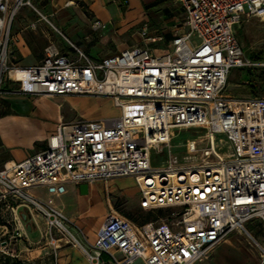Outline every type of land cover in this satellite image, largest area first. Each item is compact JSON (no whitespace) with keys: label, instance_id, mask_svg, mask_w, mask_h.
Returning a JSON list of instances; mask_svg holds the SVG:
<instances>
[{"label":"built area","instance_id":"1","mask_svg":"<svg viewBox=\"0 0 264 264\" xmlns=\"http://www.w3.org/2000/svg\"><path fill=\"white\" fill-rule=\"evenodd\" d=\"M173 1L185 16L165 51L135 47L92 60L76 48L69 58L50 42L39 62L19 66L8 64L11 26L18 10L33 5L0 0V87L18 84L5 93L104 98L117 111L115 117L61 122L44 149L0 167V210L14 223L19 208L42 218L41 239L55 255L57 233L88 264H196L236 234L264 264V239L257 241L245 227L254 218L264 224V95L225 93L231 70L253 65L237 30L250 19L264 28V0ZM141 37L156 41L146 28ZM191 129L200 137L187 140L181 158L169 155L164 165L152 166V150L170 149L175 130ZM120 178L133 179L139 208L155 219L138 225L110 210L94 241L79 228L82 238L76 237L51 198L30 193L44 187L50 196L60 195L68 183ZM8 224L0 222V229Z\"/></svg>","mask_w":264,"mask_h":264},{"label":"rangeland","instance_id":"2","mask_svg":"<svg viewBox=\"0 0 264 264\" xmlns=\"http://www.w3.org/2000/svg\"><path fill=\"white\" fill-rule=\"evenodd\" d=\"M31 2L33 3V0H31ZM27 17L29 16H15L13 20L10 31L11 40L9 42L8 64H29L32 62L31 58H35L36 55H40L41 59L43 57V50L41 54H29V58L25 60L21 56L24 44L17 35L20 34L23 36L24 34H27L29 28L26 29L28 26L26 22L20 27H17L16 24L18 21H25ZM139 18L141 19H137L136 24L127 30L128 34H132L137 31V34L130 37L131 39L136 40V46H151L150 48L153 50L160 52L165 51L166 45L164 38L167 34L172 36L174 33L173 27L168 29L165 26L163 21L164 16H141ZM50 20L56 29L52 28L44 20L43 22L47 24V28L54 35L56 44L59 45L61 42L59 33L66 34V30L60 28L55 20L51 18ZM159 21L161 22V25L158 24ZM141 28H146L147 36L150 38H155V43H151L145 39L143 40L138 35V31L140 32ZM28 37L31 38L32 36ZM237 39L244 51L245 58L248 59L253 65L249 67L232 69L227 79L225 93L236 98L252 96V93L249 89V86L252 85L256 95H264V29H262V24H260L255 19L250 20L242 28L237 30ZM34 40L36 45H41L42 39L40 37H34ZM15 88H18V84L16 83H4L0 87V142H2L3 146L8 148L10 151L23 147L25 143L30 140L32 133H36L37 131L52 133L55 124L57 123V116H54L51 110L55 109L60 103L63 105L64 110L67 108L69 111H71L69 106L72 105L71 102L67 101L59 100L53 102L41 99V97H21L22 99L24 98L23 100L27 101L28 106H36V109H34V116H28L27 114H24L27 113V110L23 107H20L19 101H21V99L16 101L17 99H15V96L11 97L10 101L11 109L16 114L12 115L7 113L9 112V109L8 106L5 105V102H8L9 97H6L5 99L4 97L11 95L5 93L6 91H12ZM83 98H89V101L82 99L74 103L73 109L78 115H81V113H87V108L93 106H97L99 108L96 110V115L99 116V119L115 117L117 115V111L109 99H99L95 97ZM18 119H28L29 121H27L25 124V122L21 123L22 121H18ZM197 131L198 130L194 129L175 130L170 149L163 148L161 151H151L152 166L160 167L164 165L169 155L181 158V156L184 154L187 140L200 137ZM1 166L2 164H0V167ZM99 184L105 185V182L104 184L99 182ZM115 184L118 187L121 186L127 189H120L117 187V190L114 189L113 192L109 194L110 204L114 211L134 224H141L155 219V216L152 213L143 211L139 208V195L135 189L136 186L133 180L127 178L119 180L117 179ZM109 190H111V187ZM33 193L45 200L49 199L48 193L44 189L34 190ZM99 200L101 201L100 206L102 207V212L104 214H108L110 212V208L104 193L100 196ZM57 201L59 203L63 201H67V203L71 202L67 195ZM24 210V208L18 209L19 218L15 221V223L11 219L10 212H2L0 210L2 213L0 215V222H9L7 230L0 229V236L5 234L4 237H0V246L3 243L7 244L6 248L2 249L5 254L0 253V264H55V262H57V264H62L61 257L58 253L59 248L56 250V255L53 254V251L49 246H47L46 251H42V254L40 253V241L37 228L33 224L32 216L30 217L29 213ZM90 212L91 213L88 214L86 218L85 230L84 228H79L82 230V232H84L83 234L88 239H91L93 236V233L98 227L99 219L101 217L100 209L95 205ZM161 214L164 215L165 212H161ZM126 215H130L133 219H129V217H126ZM245 227L257 241L262 243V239H264L262 238V235H264V224H262L259 219L254 218L250 220L246 223ZM69 229L76 237L80 239L82 238L78 228L70 226ZM53 235L56 239H63V241L55 243L56 245L67 242L63 235L57 233H54ZM42 244H44V240H42ZM65 244L68 247H72L68 242ZM80 256L83 259V262L88 264L84 255L82 254ZM212 258L213 254L209 260L196 264H211ZM213 264H259V260L256 253L247 243L246 238L242 235L235 234L232 238H230L228 243H223L215 250Z\"/></svg>","mask_w":264,"mask_h":264},{"label":"crops","instance_id":"3","mask_svg":"<svg viewBox=\"0 0 264 264\" xmlns=\"http://www.w3.org/2000/svg\"><path fill=\"white\" fill-rule=\"evenodd\" d=\"M32 3V2H31ZM33 8L23 7L16 13L15 16H29L25 21H18L16 24L17 27H20L23 23H27L28 29L27 34L20 37L21 42L24 44L23 52H21L22 58L25 60L29 54H41L42 50L47 46L48 43H54L59 51L68 56L69 58H75L76 52L75 48L83 51L89 58L92 60H100L105 57H109L115 54H118L124 50L132 49L136 46L137 42L134 39H131L133 35L137 34V31L132 34H128L127 30L136 24L137 19H141V16H164L163 21L165 26L170 29L173 27V34L165 36V45H168L172 38L177 34L182 32V22L184 20V10L181 6L176 4L173 0H33ZM36 16V17H34ZM43 16L49 23L53 26L50 18L55 20L57 25L66 30V34L61 33L67 40H64L61 36L60 44H56L53 33L47 28V24L43 22L40 18ZM177 17V18H176ZM144 19V18H143ZM252 20V19H250ZM250 20L243 23L240 28L247 24ZM95 22H99L102 26H94ZM31 24H34L35 27L31 28ZM49 24V25H50ZM161 25V22H158ZM50 25V26H51ZM51 26V27H52ZM52 28H55L54 26ZM56 29V28H55ZM140 29V28H139ZM144 28H141L138 35L141 37V31ZM264 29V28H262ZM28 36H32L29 38ZM34 37H40L42 43L40 46L36 45L34 42ZM142 38V37H141ZM144 40V38H142ZM26 41V42H25ZM149 47V46H147ZM151 47V46H150ZM149 47V48H150ZM32 62L29 64H19V66H30L34 65L41 60L40 55H36L35 58H31ZM23 60V61H24ZM18 65V64H17ZM20 103V107H23L27 110L28 116H34V109L36 106L29 105L27 101L23 100L21 97L24 95L17 96L10 95L5 96L8 98V102H5V105L8 106L9 114H14V111L11 109V97H15ZM46 101H67L71 102L72 105L69 106V111L67 108L64 110L63 105L60 103L56 106L55 109L51 110L53 115L57 116V123L55 124L54 130L52 133L39 132L31 134L30 140L25 143L21 148L14 149L10 151L8 148L3 146V143L0 142V164H4L9 161L20 162L24 159L36 154L40 150L44 149L46 145V139L55 133L56 127L61 122H70L75 119H86V120H97L99 116L96 115V110L99 108L97 106L87 108V113H81L78 115L74 111V103L85 99L89 101V98H83L79 96H68V97H41ZM13 101V100H12ZM15 101V102H16ZM17 103V102H16ZM4 113V112H3ZM85 118H83V117ZM77 117V118H76ZM31 118V117H30ZM22 121L21 123L29 121L28 119H18ZM126 179V178H120ZM131 179V178H127ZM117 179L110 180L105 182V185L99 184L100 181L88 185V194L81 195L79 192V186L68 183L64 185V192L60 195L50 196L48 189L44 187L33 188L30 190V193L36 196L33 192L34 190L44 189L48 193V198L53 200V204L62 211V213L72 222L73 227L76 228H86V218L90 214L93 206H97L100 209L101 217L99 219L98 227L93 233V236L89 241H94L96 238V233L99 230L104 217L107 214L102 212V207L100 206V196L104 193L106 196V201L109 205L110 210L112 206L109 200V194L113 192L114 189L117 190V185L115 181ZM119 180V179H118ZM133 180V179H131ZM110 182V184H109ZM103 183L104 182H100ZM111 187V190L109 188ZM120 189L125 187H118ZM127 189V188H125ZM136 189V187H135ZM137 190V189H136ZM68 196L71 202L63 201L58 202L64 196ZM3 207V206H1ZM26 211V210H24ZM114 211V210H113ZM116 212V211H115ZM117 213V212H116ZM161 213V212H160ZM154 215V214H153ZM33 224L37 228V233L39 235V251L42 254V251L47 250V246L42 244L41 233L45 231V224L42 218L39 216L32 217ZM101 220V221H100ZM149 222V221H148ZM140 225V224H138ZM84 233V232H83ZM235 234L231 235L227 240L219 244L216 249L223 243H228L230 238ZM63 241V239L58 240V242ZM67 242L64 244H59V256L61 257L62 264H85L80 255L81 251L74 247L66 246ZM215 249V250H216ZM211 260V264L214 261V254ZM72 256V257H71ZM133 264H143L141 260H137Z\"/></svg>","mask_w":264,"mask_h":264},{"label":"water","instance_id":"4","mask_svg":"<svg viewBox=\"0 0 264 264\" xmlns=\"http://www.w3.org/2000/svg\"><path fill=\"white\" fill-rule=\"evenodd\" d=\"M79 192L81 195H87L88 194V185L87 184L79 185Z\"/></svg>","mask_w":264,"mask_h":264},{"label":"trees","instance_id":"5","mask_svg":"<svg viewBox=\"0 0 264 264\" xmlns=\"http://www.w3.org/2000/svg\"><path fill=\"white\" fill-rule=\"evenodd\" d=\"M249 89H250V91H251V93H252V95H256L255 94V90H254V87L251 85V86H249ZM126 217H129V219H133L130 215H126ZM137 223V222H136ZM146 223V222H145ZM138 224V223H137ZM141 224H144V223H141ZM140 224V225H141Z\"/></svg>","mask_w":264,"mask_h":264},{"label":"bare ground","instance_id":"6","mask_svg":"<svg viewBox=\"0 0 264 264\" xmlns=\"http://www.w3.org/2000/svg\"><path fill=\"white\" fill-rule=\"evenodd\" d=\"M11 74H12V75H15V73H14L13 71L11 72Z\"/></svg>","mask_w":264,"mask_h":264}]
</instances>
